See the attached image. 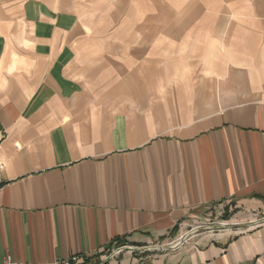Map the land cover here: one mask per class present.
Wrapping results in <instances>:
<instances>
[{
    "label": "crops",
    "instance_id": "crops-1",
    "mask_svg": "<svg viewBox=\"0 0 264 264\" xmlns=\"http://www.w3.org/2000/svg\"><path fill=\"white\" fill-rule=\"evenodd\" d=\"M0 179V261L264 264V0H0Z\"/></svg>",
    "mask_w": 264,
    "mask_h": 264
},
{
    "label": "built area",
    "instance_id": "built-area-1",
    "mask_svg": "<svg viewBox=\"0 0 264 264\" xmlns=\"http://www.w3.org/2000/svg\"><path fill=\"white\" fill-rule=\"evenodd\" d=\"M1 183V179H0ZM220 226H223L222 228L218 229H226L227 225L224 222L219 223ZM203 226V224H198L196 223L193 226H190L188 230H185L184 233L181 235L175 237L172 240L169 241H161V242H155L152 246L146 245V246H133V245H127V244H117L115 247L108 251H104L103 253H100L98 258L96 259H85L84 256L80 255H70L69 257L63 259L62 261L59 262V264H102L104 261L116 257L119 254H121L123 251L128 250L130 252H135V251H143L144 248H153V249H176L182 244L185 243L186 240H188V237L192 233H196L199 231V229ZM218 229L213 230L217 231ZM0 264H26L24 262H14L9 254H7L2 261H0Z\"/></svg>",
    "mask_w": 264,
    "mask_h": 264
},
{
    "label": "rangeland",
    "instance_id": "rangeland-1",
    "mask_svg": "<svg viewBox=\"0 0 264 264\" xmlns=\"http://www.w3.org/2000/svg\"><path fill=\"white\" fill-rule=\"evenodd\" d=\"M227 217H228V213H225V214L223 215V218L226 219ZM221 219H222V218L217 219V218H214V217L212 216V222H213L214 230L223 227V226H220V225H219L220 222H224V223L227 222L226 220H221ZM226 227H228V225H227ZM218 230H222V229H218ZM215 232H216V231H215Z\"/></svg>",
    "mask_w": 264,
    "mask_h": 264
},
{
    "label": "trees",
    "instance_id": "trees-1",
    "mask_svg": "<svg viewBox=\"0 0 264 264\" xmlns=\"http://www.w3.org/2000/svg\"><path fill=\"white\" fill-rule=\"evenodd\" d=\"M94 258V256L93 257H85V259L87 260V259H93Z\"/></svg>",
    "mask_w": 264,
    "mask_h": 264
}]
</instances>
